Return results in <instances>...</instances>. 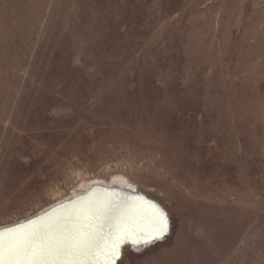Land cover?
Here are the masks:
<instances>
[{"label":"rangeland","instance_id":"obj_1","mask_svg":"<svg viewBox=\"0 0 264 264\" xmlns=\"http://www.w3.org/2000/svg\"><path fill=\"white\" fill-rule=\"evenodd\" d=\"M119 177V264H264V0H0V227Z\"/></svg>","mask_w":264,"mask_h":264},{"label":"water","instance_id":"obj_2","mask_svg":"<svg viewBox=\"0 0 264 264\" xmlns=\"http://www.w3.org/2000/svg\"><path fill=\"white\" fill-rule=\"evenodd\" d=\"M170 231L162 205L136 186L93 183L29 219L0 227L3 264H119L128 249L163 241ZM10 242L22 250L13 254Z\"/></svg>","mask_w":264,"mask_h":264},{"label":"bare ground","instance_id":"obj_3","mask_svg":"<svg viewBox=\"0 0 264 264\" xmlns=\"http://www.w3.org/2000/svg\"><path fill=\"white\" fill-rule=\"evenodd\" d=\"M93 183H105V182H102V181H92V182L88 183L87 185H84V187H82V190H81L80 193L84 192ZM105 184H107V183H105ZM109 184L115 185L116 187H121V188H131V187H134V185L131 184L129 181H127V179L121 178V177L112 179Z\"/></svg>","mask_w":264,"mask_h":264},{"label":"snow or ice","instance_id":"obj_4","mask_svg":"<svg viewBox=\"0 0 264 264\" xmlns=\"http://www.w3.org/2000/svg\"><path fill=\"white\" fill-rule=\"evenodd\" d=\"M2 237H3V234L0 233V264H3V257H2L3 238ZM24 244H27V241H25ZM9 247H10V251L13 254H17L22 250L23 245L18 246L15 243L10 242ZM13 264H15V262H13Z\"/></svg>","mask_w":264,"mask_h":264}]
</instances>
